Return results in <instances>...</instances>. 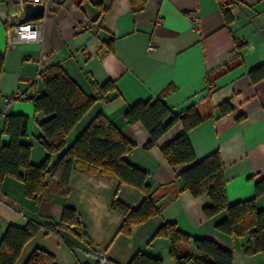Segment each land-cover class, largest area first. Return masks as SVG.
<instances>
[{
	"label": "crops",
	"instance_id": "crops-1",
	"mask_svg": "<svg viewBox=\"0 0 264 264\" xmlns=\"http://www.w3.org/2000/svg\"><path fill=\"white\" fill-rule=\"evenodd\" d=\"M40 4L44 5L42 17L29 19L39 29L40 40L10 44L15 32L8 19L15 8L8 0H0V128L7 114L28 115L23 140L32 144L33 163L46 156L36 139L44 116L34 111L27 95L43 92L39 72L58 63L89 95H96L93 83L108 80L115 82L119 93L113 100L97 101L67 136V144L101 112L135 144L126 158L148 172L153 187L171 181L180 185L178 174L187 165L170 166L161 147L182 131L181 125L146 148L145 128L140 123L127 124L124 118L129 105L154 100L172 87L164 101L174 112L195 105L205 117L188 132L196 159L220 153L230 203L254 196L255 183L264 177V78L253 83L249 71L264 63V0H230L228 24L220 0H146L139 11L132 10L131 0H47ZM225 100L233 109L220 115L219 105ZM115 193L131 208L143 197L115 177L75 169L67 196L52 191L49 198L35 203L25 196L22 182L6 177L0 182V237L10 224L58 221L64 206L70 205L79 212L88 236L82 239L65 231L58 236L42 229L26 244L19 260L41 247L54 254L56 264H98L95 254L99 251L107 253L110 264H127L137 251L161 257L164 264H176L167 238L151 240L159 226L174 221L184 232L213 239L231 251L233 264H264L261 253L245 252L248 234L232 237L215 229L225 214L206 218L202 209L209 198L205 195L194 197L188 191L175 199L168 195L160 214L133 225L126 235L119 232L123 216L111 209ZM257 205L264 210V194L257 198ZM187 250L196 254L192 244Z\"/></svg>",
	"mask_w": 264,
	"mask_h": 264
},
{
	"label": "trees",
	"instance_id": "trees-1",
	"mask_svg": "<svg viewBox=\"0 0 264 264\" xmlns=\"http://www.w3.org/2000/svg\"><path fill=\"white\" fill-rule=\"evenodd\" d=\"M222 3V0H220ZM146 0H131L133 11L142 10ZM222 4L226 23L232 15ZM240 47L237 46V49ZM3 71V56L0 55V75ZM253 83L264 78V63L249 71ZM43 92L34 95V111L44 119L39 122L36 139L46 150L44 159L35 164L31 161L32 144L24 142L29 117L25 114H7L0 128V182L6 177L22 182L24 194L35 203L49 198L52 191L62 196L70 193L72 171L83 170L104 177H115L119 184L138 189L142 200L135 208L120 201L115 193L111 209L123 216L119 232L129 235L133 225L146 222L161 213L163 200L170 195L175 199L182 191L192 196L205 195L209 198L202 211L206 218L224 213L215 224V229L232 237L248 234L245 252L261 253L264 259V210L259 209L257 198L264 194V177L255 183V194L249 199L230 203L226 193L224 165L218 151L197 160L190 143L188 132L199 125L205 117L195 105L180 112H174L164 101L172 90L168 87L154 100L137 101L129 105L124 118L127 124L140 123L148 133L145 145H157L160 137L173 126L180 124L182 131L161 147L166 162L174 167L187 165L178 174L176 181L153 187L146 170L129 162L126 155L135 148L116 124L106 115L98 112L79 132L71 143L66 138L97 101H110L118 96L115 82L93 83L95 96L89 95L73 80L63 67L51 64L39 72ZM210 89L213 79H207ZM112 93V94H109ZM1 96V92H0ZM233 107L228 100L219 105L220 115ZM8 136L5 142L3 136ZM59 154L54 161L53 156ZM60 236L61 231L75 234L82 239L88 235L85 224L77 211L65 205L58 221L26 222L24 225H8L0 237V264H17L28 244L40 230ZM165 237L170 241V255L176 264H233L231 251L210 238L194 237L181 230L177 223L168 221L158 227L151 240ZM192 244L193 254L187 250ZM22 264H56L53 253L41 247H34ZM127 264H164L161 257L137 251Z\"/></svg>",
	"mask_w": 264,
	"mask_h": 264
},
{
	"label": "built area",
	"instance_id": "built-area-1",
	"mask_svg": "<svg viewBox=\"0 0 264 264\" xmlns=\"http://www.w3.org/2000/svg\"><path fill=\"white\" fill-rule=\"evenodd\" d=\"M47 0H8V3L13 5L15 10L12 15L9 17L8 22L12 27V30L15 32V36L9 39L10 44H14L17 41H30V40H40V31L37 28L36 24L26 19L24 16V6L26 3H43ZM228 0H222V3L226 5ZM19 9H22V15L18 18L20 14ZM194 22L197 23L198 19L195 18ZM152 47L150 46L149 49ZM95 259L98 264H110L108 260L107 253L105 251H99L95 254Z\"/></svg>",
	"mask_w": 264,
	"mask_h": 264
},
{
	"label": "water",
	"instance_id": "water-1",
	"mask_svg": "<svg viewBox=\"0 0 264 264\" xmlns=\"http://www.w3.org/2000/svg\"><path fill=\"white\" fill-rule=\"evenodd\" d=\"M44 11L43 4L26 3L24 6V16L26 19H37L42 17ZM27 98L31 99L32 94L27 95Z\"/></svg>",
	"mask_w": 264,
	"mask_h": 264
},
{
	"label": "rangeland",
	"instance_id": "rangeland-1",
	"mask_svg": "<svg viewBox=\"0 0 264 264\" xmlns=\"http://www.w3.org/2000/svg\"><path fill=\"white\" fill-rule=\"evenodd\" d=\"M68 247H69V246H68ZM25 258H26V257L23 256V258H21L17 264H22V263L24 262Z\"/></svg>",
	"mask_w": 264,
	"mask_h": 264
}]
</instances>
